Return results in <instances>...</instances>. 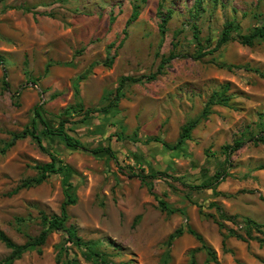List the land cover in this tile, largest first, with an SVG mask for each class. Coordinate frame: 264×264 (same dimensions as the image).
I'll return each instance as SVG.
<instances>
[{"label": "rangeland", "instance_id": "rangeland-1", "mask_svg": "<svg viewBox=\"0 0 264 264\" xmlns=\"http://www.w3.org/2000/svg\"><path fill=\"white\" fill-rule=\"evenodd\" d=\"M135 8L138 18L124 33ZM226 22L249 33L264 23V0H0V58L7 73L5 87L0 66V231L18 245L37 237L41 213L61 215L65 180L77 199L67 207L65 226L84 241H100L116 264H214L188 229L219 264H264V247L244 231V220L251 219L263 225V234L252 236L264 240V142H246L264 136V78L254 71L264 74V38L251 47L228 42L208 54ZM199 52L205 55L197 58ZM171 53L175 57L154 81L127 85L108 112L86 121L72 113L79 74H88L79 84L84 108L102 107L122 77L148 76ZM224 85L227 105H208ZM38 104L49 128L64 120L83 149L41 135L39 121L41 145L26 137L7 147L14 134L31 129ZM192 122L190 138L175 150L148 141L157 137L174 146ZM238 140L245 143L227 167L222 148ZM99 147L113 155L95 152ZM52 157L66 166L64 175L13 194ZM225 168L228 176L215 192L192 189ZM151 172L167 176L147 179L148 185L136 177ZM158 200L172 212L162 211ZM178 229L182 236L168 245ZM66 238L52 230L42 247L14 264H93ZM9 253L0 242V261Z\"/></svg>", "mask_w": 264, "mask_h": 264}, {"label": "trees", "instance_id": "trees-1", "mask_svg": "<svg viewBox=\"0 0 264 264\" xmlns=\"http://www.w3.org/2000/svg\"><path fill=\"white\" fill-rule=\"evenodd\" d=\"M3 1V0H2ZM164 0H161L163 2ZM161 4L159 7L161 8ZM27 11V10H26ZM167 16H164L161 19L160 25H159V32L163 36L166 32V25L171 17V13L167 12ZM138 18V10L135 8L134 12L130 16V18L127 20L125 28L123 32H126V29L137 20ZM239 27L234 25L233 22H226L223 26V30L221 33L220 38L217 40L215 47L207 52L208 54H211L213 52L218 51L223 45L227 44L228 42H237L241 46H247L251 47L257 39L264 38V23L260 26H257L253 28L249 33L247 34H241L239 32ZM202 52L198 53L197 58H201L204 56ZM175 57L173 53H171L168 57H161L160 63L157 67L156 72L144 76L142 78H134L130 76H125L120 79L119 85L115 89L114 96L111 99H108V103L102 107H96V108H84L83 102L80 97V88L79 84L84 81L88 74L86 72H83L79 74L76 79L74 80L72 84V89L74 93V105L71 106L72 113L80 116L81 121H86L89 118H92L96 114L106 113L109 111V109L116 107L120 98L123 97V90L127 87V85H132L135 83H139L142 80L146 79L148 81H154L163 71L165 66ZM0 66L4 69L3 70V85L7 87V82L5 81V78L7 76L6 70L4 68L3 61L0 58ZM93 66V65H91ZM255 72L259 73L260 77L264 78V74H261L257 70H254ZM47 72V69H46ZM35 82V81H33ZM229 86L224 85L221 87V91L219 93H213L212 96L209 99L208 105H227L229 99L226 96V92L228 90ZM41 105H36L34 107V118L32 120L31 129H26L23 131L22 134H14L12 137V142L7 145V147H11L16 140L24 139L26 137H30L31 139L35 140L39 145H41V136L38 134V127L36 125V121H39L42 125L41 135L45 137L53 136L62 139L65 144L72 149H83V146L80 144V142L76 139H74L72 136H70L64 129L65 121H60L58 127L56 128H49V126L45 123L42 114H41ZM205 113V111H204ZM196 122L189 123L182 127L181 134L179 136V140L176 145L174 146H168L167 144L161 142V140L157 137H151L149 138V142H155L160 143L164 147L168 148L169 150H175L178 145L182 143L184 139H189L192 129L195 127ZM246 142H251L254 145H257L258 143L264 142V136H251L248 139H246ZM244 140H238L235 141L233 145H226L222 148L223 150V156H224V163L227 165V167L230 166V157L233 153H235L238 149H240L244 145ZM97 153H108L110 156H112L111 149L109 147H99L95 150ZM35 169L38 171V177L33 179L24 180L21 182L20 186L16 190L13 191V194L16 193L19 189H27L31 188L33 186L40 185L46 178H48L51 175H60L65 174L67 172V168L64 165H61L60 162L56 161L55 157L51 158L50 163L36 165ZM132 170V168H129ZM166 177L167 175L164 172H151L148 175L145 176H139L138 177L144 184L148 185L151 182H147V179L151 180H157L160 179V177ZM228 176L227 168L224 170H221V172H215L213 176V182H206L204 184L194 186L192 189L194 190H201V189H209L215 192L218 185H220L226 177ZM64 186V194H65V202L63 203L61 207V215L58 216H47L43 213L40 214V221L41 225L43 226V230L40 232V234L29 240L28 242L18 245L15 244L3 231H0V242L4 244V246L10 251L9 255L0 261V264H14L15 261L19 260L25 253L29 251H34L40 247H42L47 239V235L50 231H62L66 234V241L68 244H71L72 246L76 247L82 258L86 262H91L93 264H116L112 260H110V254H107L106 252L101 250V242L100 241H84L82 240L76 233V230L73 226L66 227L65 222L67 220V207L73 206L76 204V197L71 194V184L65 180L62 182ZM157 199V198H156ZM261 200L264 202V198H261ZM159 208L162 211L172 212L167 204L163 202L162 200H158ZM221 218L226 221H232L235 222V217H230L225 215L224 213L220 214ZM244 231L247 239L250 240H257L259 245L261 247H264V240L261 238H254L252 236V232L255 231L259 234H263V225L256 223L255 221L251 219H245L244 220ZM183 231L181 229L176 230L174 233H172L169 236L168 239V245H171L172 241L176 238L182 236ZM188 234L193 236L200 244L202 250H204L208 256V259L214 263L219 264L215 252L207 247L200 235L195 233L192 229H188ZM230 234L234 236L235 238L245 241L246 238L242 237L239 234H234V232L230 231ZM73 262H76L74 259ZM73 262H70V264H73ZM194 262L192 261V264ZM123 264V263H119ZM165 264V263H164Z\"/></svg>", "mask_w": 264, "mask_h": 264}]
</instances>
